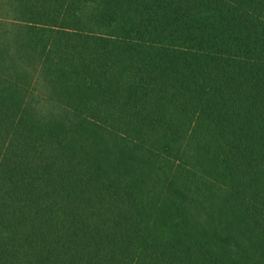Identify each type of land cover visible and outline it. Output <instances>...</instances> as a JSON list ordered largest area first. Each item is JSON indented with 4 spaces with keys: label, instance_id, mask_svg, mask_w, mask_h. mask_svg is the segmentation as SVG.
Masks as SVG:
<instances>
[{
    "label": "trees",
    "instance_id": "trees-1",
    "mask_svg": "<svg viewBox=\"0 0 264 264\" xmlns=\"http://www.w3.org/2000/svg\"><path fill=\"white\" fill-rule=\"evenodd\" d=\"M0 264H264V0H0Z\"/></svg>",
    "mask_w": 264,
    "mask_h": 264
},
{
    "label": "rangeland",
    "instance_id": "rangeland-1",
    "mask_svg": "<svg viewBox=\"0 0 264 264\" xmlns=\"http://www.w3.org/2000/svg\"><path fill=\"white\" fill-rule=\"evenodd\" d=\"M40 93L41 96L37 97V101H41L42 100V104L40 107L45 106V107H49V106H55L53 104H59V97L57 95H52L50 94L48 91H46L45 89H39L37 91V93Z\"/></svg>",
    "mask_w": 264,
    "mask_h": 264
}]
</instances>
